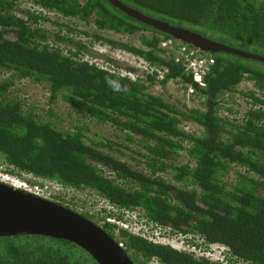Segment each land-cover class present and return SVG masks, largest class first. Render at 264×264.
Masks as SVG:
<instances>
[{
	"label": "trees",
	"instance_id": "obj_1",
	"mask_svg": "<svg viewBox=\"0 0 264 264\" xmlns=\"http://www.w3.org/2000/svg\"><path fill=\"white\" fill-rule=\"evenodd\" d=\"M27 1L31 8L23 7ZM116 1L153 20L264 58V0ZM49 14L93 20L98 31L94 40L131 54L154 72L133 80L117 67L91 63L87 46L73 40L76 31L66 27L64 33L65 25ZM47 24L58 30L42 27ZM105 32L141 33L142 48L115 43L102 36ZM169 40L178 42L107 0H0V71L10 76L0 82V165L34 183L94 193L117 211L138 213L137 221L147 228L181 235L196 248L223 247L228 257L224 262L197 258L106 224L105 213L89 216L104 222L101 230L123 245L132 264H264V62L198 51L213 60L201 89L172 53L160 47ZM63 43L70 48L63 50ZM125 72L136 70L127 67ZM13 79L44 87L50 104L61 103L69 113L112 134L92 133L85 126L64 131L51 114L39 120L23 101L10 97ZM170 81L191 87L202 108L178 107L147 93L146 82L165 86ZM243 81L256 92H237ZM234 94L247 101L240 117L224 100ZM187 124L198 127L200 135L184 131ZM180 156L188 164L176 161ZM235 168L244 172L229 183ZM106 172L136 188L127 190ZM81 216L87 220L88 215ZM0 264L96 262L68 241L29 235L0 236Z\"/></svg>",
	"mask_w": 264,
	"mask_h": 264
},
{
	"label": "rangeland",
	"instance_id": "obj_2",
	"mask_svg": "<svg viewBox=\"0 0 264 264\" xmlns=\"http://www.w3.org/2000/svg\"><path fill=\"white\" fill-rule=\"evenodd\" d=\"M24 8H31V4L27 1L23 4ZM49 18L52 19V21H57L58 23H61L65 25L63 28V32L67 33V29H74L76 32L73 34V40L79 41L87 46L89 51L91 52L92 56H90L89 59L91 63L103 67V68H109V69H115L118 68L119 72L122 74L129 75V77L133 80L137 78H145L146 74H151L153 69L148 70V67L140 60L132 56L131 54H128L127 52H124L123 50H120L119 48H113L109 46L108 44L98 42L94 40L93 36L95 34H98V31L93 25V20L89 19L87 22L79 21V20H73V19H61L60 17H57L53 14L48 15ZM42 27H46L49 30L57 31L58 27L53 25H45ZM145 35L148 34L144 32ZM102 36L105 38H108L115 43L120 44H126L128 46H133L137 48L141 47V42L139 40V37L141 33H137L134 36H128L125 34H116L112 32H105L101 33ZM66 43H63L61 48L63 50H68L70 48L69 45H65ZM112 61L111 63H107V61ZM133 68L136 70V73H126L125 69ZM144 74V75H143ZM10 78L9 75H6L0 71V82L7 80ZM13 86L11 88V96L19 98L21 101H23L25 108L29 109L31 113L36 115L39 120L48 119V114H51L50 119L51 121L60 129L66 131H72L74 126H85L89 131L92 133L99 132L103 135H111V131L105 128L98 129L94 126H92L89 121H87L84 117L79 116L77 114H71L70 111L61 103H53L50 104L49 102V94L48 91L41 86L34 85L28 81H18V80H12ZM147 86V93L160 97L163 100H167L168 103L176 105L180 107V103L185 104V107L188 109L193 108H202V105L199 100L196 99L194 95H190L187 93H184L182 89L180 88L179 84H174L171 81L168 82L165 86L157 84L149 85V83L146 82ZM237 92H256L253 88V85L247 81H243L239 84L237 87ZM228 102V106L233 107L234 112H238V117L241 116V114L244 112L246 108V102L243 98L239 97L237 94H234L232 97H229V95H226L224 97V100ZM220 115H223L222 109L219 111ZM227 114V113H226ZM225 116V114H224ZM230 116V115H229ZM233 118V115L231 116ZM182 129L188 133L196 134L197 136L200 135V129L194 125H183ZM90 133V134H92ZM137 150V148H135ZM129 154V153H128ZM129 157H135L134 154H130ZM128 158H126L127 160ZM178 162H181V164H188V160L185 158H182L181 156L176 160ZM0 162H2L0 158ZM130 163V162H128ZM190 165V164H189ZM0 168H3V166L0 165ZM244 171L235 168L231 173L230 176L227 177V181L229 183L234 182L236 174H241ZM105 176L108 177L111 180H114L116 183H118L120 186L126 188L127 190H133L136 188L133 184H129L128 182L124 180L117 179V177L114 174L105 173ZM164 178L168 179V175H165ZM34 181L33 179H30V181ZM92 199V198H91ZM61 206L69 207V203H67L64 200H61L60 203ZM74 206V205H71ZM83 208V214L86 212L94 213L95 210H97V205H94L92 202H87V204H81ZM67 208V207H65ZM70 208V207H69ZM71 209V208H70ZM73 210V209H71ZM136 215H139L138 213H135ZM81 215V214H79ZM87 220H89L91 223L95 224L98 227L102 226V222H97L96 219H90L89 216H86ZM125 217L124 219H126ZM165 244L168 243V245H172L173 247H177V242H173L172 240L164 241ZM213 256V255H212ZM228 258V257H225ZM220 259L216 253H214L212 261H218ZM226 260V259H225Z\"/></svg>",
	"mask_w": 264,
	"mask_h": 264
},
{
	"label": "water",
	"instance_id": "obj_3",
	"mask_svg": "<svg viewBox=\"0 0 264 264\" xmlns=\"http://www.w3.org/2000/svg\"><path fill=\"white\" fill-rule=\"evenodd\" d=\"M128 17L152 27L202 53L224 52L264 62V58L225 47L188 30L153 20L107 0ZM42 236L68 241L85 251L96 264H132L116 242L101 228L56 203L44 201L0 184V236Z\"/></svg>",
	"mask_w": 264,
	"mask_h": 264
},
{
	"label": "built area",
	"instance_id": "obj_4",
	"mask_svg": "<svg viewBox=\"0 0 264 264\" xmlns=\"http://www.w3.org/2000/svg\"><path fill=\"white\" fill-rule=\"evenodd\" d=\"M160 47L168 49V52H171L174 56L175 63L180 64L184 68L185 72L190 75L192 81L201 89L205 88V78L213 65V60L200 55L195 49L189 48L188 46L177 42L173 43L170 40L161 43ZM179 86L182 89L180 84ZM185 90L187 94H192L193 92L192 88L189 86H186ZM0 184L23 192L27 195H31L35 198L53 202L58 205H61L59 204L60 201L64 200L69 203V207L78 214H83L81 213L83 212V208L80 206L81 204L92 202L94 205H97V210H95L94 213L86 212L85 214L90 217L92 215L97 217L98 215L102 216L103 213H105V215L109 216L106 220H104V222L115 226L117 229H121L136 236L147 238V240L153 243L170 246L181 252L193 253L195 257L203 258L211 262H224L226 259L225 257H227V250L223 247L215 245L210 246L207 250L204 247L196 248L190 244V239L187 240L181 235L173 236L157 227H154V229L147 228L144 221H137L135 214L115 210L105 203V201L99 199L94 193L89 195L88 193L63 190L58 184L47 181L34 183L32 180L30 181V177L11 175L7 173L4 168H0ZM65 207L69 208L66 205ZM125 217L127 218L124 219ZM168 240L177 242V247L168 245V243L165 244L164 241ZM119 247H122V245L119 244ZM214 253H216V255L220 258L218 261L211 260Z\"/></svg>",
	"mask_w": 264,
	"mask_h": 264
},
{
	"label": "clouds",
	"instance_id": "obj_5",
	"mask_svg": "<svg viewBox=\"0 0 264 264\" xmlns=\"http://www.w3.org/2000/svg\"><path fill=\"white\" fill-rule=\"evenodd\" d=\"M181 43V42H180ZM183 44V43H182ZM183 45H185V44H183ZM186 46H188V45H186ZM192 49H194V48H192ZM198 51V50H197ZM173 83V82H172ZM184 90V91H183ZM182 91L183 92H185L186 90L184 89V88H182ZM187 93V92H186ZM191 95V94H190ZM61 206V205H60ZM63 207V206H62ZM65 208V207H64ZM66 209H69V208H66ZM69 210H71V209H69ZM71 211H73V210H71ZM74 212V211H73ZM76 213V212H75ZM76 214H78V213H76ZM79 215V214H78ZM81 215H83V214H81ZM80 215V216H81ZM89 221V220H88ZM95 225V224H94ZM99 228H101V227H99ZM120 244V243H119ZM119 244H117L118 245V247H119ZM122 245V244H121ZM120 249H122L123 250V252H124V247H123V245H122V247H119Z\"/></svg>",
	"mask_w": 264,
	"mask_h": 264
},
{
	"label": "flooded vegetation",
	"instance_id": "obj_6",
	"mask_svg": "<svg viewBox=\"0 0 264 264\" xmlns=\"http://www.w3.org/2000/svg\"><path fill=\"white\" fill-rule=\"evenodd\" d=\"M177 43H179V42H177Z\"/></svg>",
	"mask_w": 264,
	"mask_h": 264
}]
</instances>
